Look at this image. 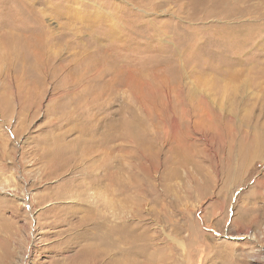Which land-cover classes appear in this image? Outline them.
Segmentation results:
<instances>
[{"label":"rangeland","instance_id":"374dc122","mask_svg":"<svg viewBox=\"0 0 264 264\" xmlns=\"http://www.w3.org/2000/svg\"><path fill=\"white\" fill-rule=\"evenodd\" d=\"M0 264H264V0H0Z\"/></svg>","mask_w":264,"mask_h":264},{"label":"bare ground","instance_id":"6f19581e","mask_svg":"<svg viewBox=\"0 0 264 264\" xmlns=\"http://www.w3.org/2000/svg\"><path fill=\"white\" fill-rule=\"evenodd\" d=\"M31 5V4H30ZM32 6V5H31ZM16 23V22H15ZM59 261V260H58ZM61 263V262H60Z\"/></svg>","mask_w":264,"mask_h":264}]
</instances>
